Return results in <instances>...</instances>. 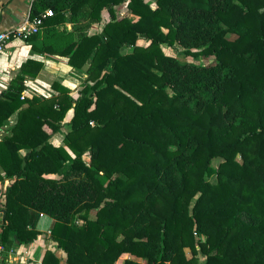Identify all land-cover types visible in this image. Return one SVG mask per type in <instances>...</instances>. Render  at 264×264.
Here are the masks:
<instances>
[{
	"label": "trees",
	"instance_id": "obj_1",
	"mask_svg": "<svg viewBox=\"0 0 264 264\" xmlns=\"http://www.w3.org/2000/svg\"><path fill=\"white\" fill-rule=\"evenodd\" d=\"M123 1H33L31 18L53 10L39 29L97 21L103 9L111 19L58 51L43 46L75 67L92 57L93 83L78 96L53 83L51 97H21L17 75L0 97V127L18 111L0 140L1 177L13 178L1 242L32 241L38 231L28 225L45 213L66 264H140L127 254L197 264L199 251L204 264H264V0H128L137 20L115 17ZM139 35L150 43L136 45ZM164 44L216 61H183ZM41 66L28 59L21 70L36 76ZM71 108L65 146H54ZM54 260L47 252L43 264Z\"/></svg>",
	"mask_w": 264,
	"mask_h": 264
},
{
	"label": "crops",
	"instance_id": "obj_2",
	"mask_svg": "<svg viewBox=\"0 0 264 264\" xmlns=\"http://www.w3.org/2000/svg\"><path fill=\"white\" fill-rule=\"evenodd\" d=\"M34 0H0V31L15 27L21 24L27 18H31V7ZM147 1V0H146ZM156 1V0H155ZM128 0L113 6V12L117 19L126 17L130 20H137L138 17L132 14L127 8ZM124 6V8H118ZM48 9H44L43 14ZM53 14V10H52ZM67 16L68 10H64ZM51 16V15H50ZM49 16H46L47 18ZM111 19L110 12L107 9L101 11L99 20L90 21L88 18H78L77 21L66 20L60 25L53 26L52 29L42 26L39 31L34 34L35 40L40 44H34L31 39L23 40L20 38L11 39L7 42L4 51L0 55V97L3 93L11 88L14 84V78L17 75H24V89L21 97L40 96L51 97L57 92L52 87L53 83H59L69 90L70 95L76 97L85 85L93 83L87 80L88 70L92 57L88 58L82 67H75L69 63V57L57 53H51L44 49V45H50L53 50L58 51L69 43L68 36H72L73 40L78 39L82 33L87 35L99 34L102 32L103 26ZM83 26V29H78ZM65 31V32H64ZM150 40L139 35L136 39V45L147 46ZM165 54L175 55L176 49L166 44L162 45ZM167 48H171L174 54L168 53ZM133 47H125L122 52H130ZM28 59L38 60L42 63L41 69L36 76L25 75L22 73L21 64ZM74 106V104H73ZM72 106V107H73ZM73 114V108L69 109L62 120L61 127L53 133L49 138V142L54 146H65L64 137L70 128L69 120ZM18 111H14L7 119L4 120L0 127V140L10 135L11 128L17 121ZM65 124L68 127L65 128ZM21 149L20 152H26ZM88 155V153H86ZM85 154V155H86ZM84 157V156H83ZM3 171L0 168V218L4 213L3 204L5 202V190L13 181V178L1 177ZM52 177L53 175H49ZM94 215L90 214V218ZM54 219L45 214L40 213L28 228H34L38 231L35 239L27 243H21L15 235L9 237V241L4 245L0 239V264H43L46 253H51L54 261L51 264H66V253L58 247L57 242L51 236V227ZM188 254V253H187ZM127 258L134 260L140 264H145V260L137 256L127 254ZM50 258H48V261ZM118 264V262L114 263Z\"/></svg>",
	"mask_w": 264,
	"mask_h": 264
},
{
	"label": "built area",
	"instance_id": "obj_3",
	"mask_svg": "<svg viewBox=\"0 0 264 264\" xmlns=\"http://www.w3.org/2000/svg\"><path fill=\"white\" fill-rule=\"evenodd\" d=\"M52 15V10L48 9L43 14H38L32 18H27L21 24L0 31V55L4 51L9 40L20 38L27 40L31 35L39 31V27L46 16Z\"/></svg>",
	"mask_w": 264,
	"mask_h": 264
},
{
	"label": "rangeland",
	"instance_id": "obj_4",
	"mask_svg": "<svg viewBox=\"0 0 264 264\" xmlns=\"http://www.w3.org/2000/svg\"><path fill=\"white\" fill-rule=\"evenodd\" d=\"M68 2L72 3L73 1H68ZM147 2L150 4L151 7L156 6V1L155 0H147ZM122 7L124 8V6H121V7H118V8H122ZM227 36L229 38L235 37V35H233L232 33H228ZM166 50H167L168 53L174 54V51L171 48H167ZM192 51H195V50H192ZM175 55L178 56V58L180 60L191 62V63H194V64L206 65V64L214 63L216 61V59H215V57L213 55H196V56L191 55V54L185 55L184 52L182 51V49H178V51H177V53H175ZM66 127H68L67 124H65V128ZM83 160L88 164L89 160H90V157L86 154V155H84ZM221 160L222 159L219 158V157L215 158L213 160V162H212L213 166L217 167L218 163ZM208 180L211 181V182H216V175H212V176L208 177ZM187 253H188V251L186 250V255L190 256V254L189 253L187 254ZM197 258H198V263L197 264H204L205 255H203L200 251L197 254Z\"/></svg>",
	"mask_w": 264,
	"mask_h": 264
},
{
	"label": "water",
	"instance_id": "obj_5",
	"mask_svg": "<svg viewBox=\"0 0 264 264\" xmlns=\"http://www.w3.org/2000/svg\"><path fill=\"white\" fill-rule=\"evenodd\" d=\"M24 166V162L22 163V167Z\"/></svg>",
	"mask_w": 264,
	"mask_h": 264
}]
</instances>
